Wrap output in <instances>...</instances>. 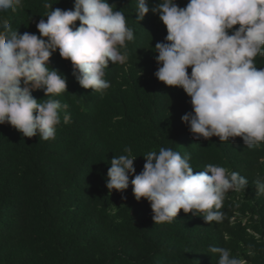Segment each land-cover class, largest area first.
<instances>
[{
  "label": "trees",
  "instance_id": "1",
  "mask_svg": "<svg viewBox=\"0 0 264 264\" xmlns=\"http://www.w3.org/2000/svg\"><path fill=\"white\" fill-rule=\"evenodd\" d=\"M45 2L73 10L75 0H23L22 7L0 17L19 34L39 36L36 24L50 11ZM159 2L149 0L150 9ZM188 2L177 0L180 7ZM108 3L123 12L135 37L127 42V63L105 69L110 88L103 95L83 89L71 62L57 51L49 67L67 77V92L32 95L67 104L72 123L64 124L60 113L55 139L48 141L0 125V264H217L210 246L228 248L247 264H264V195L256 194L255 185L264 176V143L248 149L240 137L194 140L181 119L192 111L190 97L154 75V48L164 41L166 27L151 10L138 22L136 0ZM255 64L264 68V57L257 56ZM126 147L136 158L137 174L144 156L164 147L188 158L194 173L213 164L249 183L226 194L219 222L209 225L202 213L181 210L171 223L155 224L150 203L134 198L132 177L124 193L106 188L110 161L127 154Z\"/></svg>",
  "mask_w": 264,
  "mask_h": 264
},
{
  "label": "clouds",
  "instance_id": "2",
  "mask_svg": "<svg viewBox=\"0 0 264 264\" xmlns=\"http://www.w3.org/2000/svg\"><path fill=\"white\" fill-rule=\"evenodd\" d=\"M22 5L23 0H0V12ZM44 7L50 11L36 24L39 36L19 34L0 17V125L48 141L55 139L60 113L64 124L72 123L67 104L32 95L36 90L46 97L67 92V77L49 67L50 56L58 51L71 62L83 89L103 95L110 88L105 69L127 63V42L135 37L123 12L108 0H75L73 10L53 9L47 2ZM150 10L167 31L154 48V75L190 97L192 111L181 119L192 138L233 142L240 137L248 149L264 143V68L255 64L257 56L264 57V0H189L185 7L177 0H160L151 9L149 0H136L138 22ZM124 152L110 161L106 188L124 193L132 177L134 198L150 203L155 224L171 223L181 210L202 213L209 225L219 222L226 194L245 190L249 183L213 164L194 173L188 158L164 147L148 152L137 174L131 148ZM255 185L256 194L264 195V176ZM209 252L219 257L217 264H247L228 248L210 246Z\"/></svg>",
  "mask_w": 264,
  "mask_h": 264
}]
</instances>
